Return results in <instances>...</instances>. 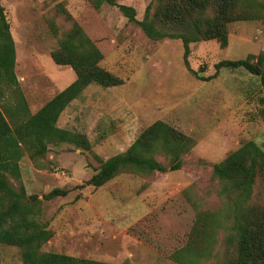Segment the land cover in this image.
<instances>
[{
	"label": "rangeland",
	"instance_id": "374dc122",
	"mask_svg": "<svg viewBox=\"0 0 264 264\" xmlns=\"http://www.w3.org/2000/svg\"><path fill=\"white\" fill-rule=\"evenodd\" d=\"M115 1L134 8L140 19L153 0ZM59 3L102 50L100 65L123 84L88 86L58 120L59 127L84 133L90 151L62 144L36 162L24 155L20 183L10 180L42 202L35 219L53 235L41 252L108 264H177L170 254L187 241L195 216L190 201L204 209L217 208L223 200L211 180V164L244 141L264 146L261 78L240 68L214 67L264 52V22L230 23L223 46L216 40L191 43L187 68L180 40H148L116 6L94 10L86 0H0L17 47L15 75L33 114L75 78L49 56L57 42L47 20L55 21L59 33L69 26L56 13ZM1 88L2 109L13 103L14 93ZM155 121L195 142L179 170L148 177L124 171L102 187L86 184L99 167L95 156L105 160L124 152ZM54 188L67 195L45 199ZM0 264H22L19 250L0 245Z\"/></svg>",
	"mask_w": 264,
	"mask_h": 264
},
{
	"label": "trees",
	"instance_id": "16d2710c",
	"mask_svg": "<svg viewBox=\"0 0 264 264\" xmlns=\"http://www.w3.org/2000/svg\"><path fill=\"white\" fill-rule=\"evenodd\" d=\"M86 1L94 10L103 4L116 6L126 23L138 28L150 41L180 40L187 68L191 43L216 40L223 46L230 23L264 22V0H153L140 19L134 8L118 5L115 0ZM55 10L69 26L59 33L55 21L47 20L57 42L49 56L55 65L69 67L75 78L31 114L15 75L14 41L0 4V95L2 86L14 93L13 103L0 108V245L16 247L22 264H108L41 252L53 235L46 224L35 219L42 202L36 195H27L23 185L15 187L10 181L20 183L19 162L24 155L36 162L46 156L50 147L62 144L90 151L92 145L84 133L61 128L58 120L72 102L81 99L88 86L106 89L123 84L121 78L100 65L105 57L102 50L64 6L59 3ZM214 67L217 71L243 69L261 78L264 86V52L222 60ZM194 145L191 138L155 121L124 152L105 160L95 156L99 167L86 184L102 187L124 171L144 177L177 171L183 164L182 157ZM211 180L219 185L221 205L201 209L190 201L194 221L186 243L171 253L170 259L177 264H264V146L254 140L240 143L222 161L211 164ZM65 195L67 190L54 188L44 198ZM219 235L222 248L217 250Z\"/></svg>",
	"mask_w": 264,
	"mask_h": 264
},
{
	"label": "crops",
	"instance_id": "0c3cea01",
	"mask_svg": "<svg viewBox=\"0 0 264 264\" xmlns=\"http://www.w3.org/2000/svg\"><path fill=\"white\" fill-rule=\"evenodd\" d=\"M10 34H11V37L13 38V41H14V51H15V64L17 63V61H18V55H17V47H16V43H15V40H14V37H13V35H12V32L10 31ZM216 92V91H215ZM24 97V99L26 100V97L25 96H23ZM51 99V98H50ZM27 101V100H26ZM48 102V101H47ZM73 103V102H72ZM45 104V103H44ZM43 104V105H44ZM42 105V106H43ZM71 105V104H70ZM42 106H40L37 110H39ZM36 110V111H37ZM29 112L31 113V114H33L32 113V110H31V108H29ZM62 115V114H61ZM226 157V156H225ZM224 157V158H225ZM222 161V160H221ZM220 162V161H219ZM218 163V162H217Z\"/></svg>",
	"mask_w": 264,
	"mask_h": 264
}]
</instances>
